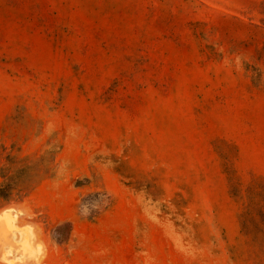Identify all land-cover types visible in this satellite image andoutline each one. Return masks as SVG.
<instances>
[{
	"label": "rangeland",
	"instance_id": "rangeland-1",
	"mask_svg": "<svg viewBox=\"0 0 264 264\" xmlns=\"http://www.w3.org/2000/svg\"><path fill=\"white\" fill-rule=\"evenodd\" d=\"M7 206L41 264H264V0H0Z\"/></svg>",
	"mask_w": 264,
	"mask_h": 264
},
{
	"label": "bare ground",
	"instance_id": "bare-ground-1",
	"mask_svg": "<svg viewBox=\"0 0 264 264\" xmlns=\"http://www.w3.org/2000/svg\"><path fill=\"white\" fill-rule=\"evenodd\" d=\"M23 213L8 206L0 211V264H41L44 261L45 244L39 231L22 219Z\"/></svg>",
	"mask_w": 264,
	"mask_h": 264
}]
</instances>
